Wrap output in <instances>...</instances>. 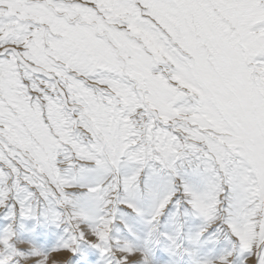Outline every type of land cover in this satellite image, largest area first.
I'll list each match as a JSON object with an SVG mask.
<instances>
[{
	"label": "snow or ice",
	"instance_id": "6c2138e0",
	"mask_svg": "<svg viewBox=\"0 0 264 264\" xmlns=\"http://www.w3.org/2000/svg\"><path fill=\"white\" fill-rule=\"evenodd\" d=\"M0 264H264V0H0Z\"/></svg>",
	"mask_w": 264,
	"mask_h": 264
}]
</instances>
